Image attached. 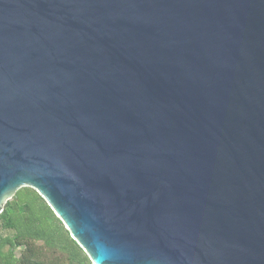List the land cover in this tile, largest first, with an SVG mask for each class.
I'll return each mask as SVG.
<instances>
[{"label":"water","instance_id":"1","mask_svg":"<svg viewBox=\"0 0 264 264\" xmlns=\"http://www.w3.org/2000/svg\"><path fill=\"white\" fill-rule=\"evenodd\" d=\"M22 187L93 264H264V0H0Z\"/></svg>","mask_w":264,"mask_h":264},{"label":"trees","instance_id":"2","mask_svg":"<svg viewBox=\"0 0 264 264\" xmlns=\"http://www.w3.org/2000/svg\"><path fill=\"white\" fill-rule=\"evenodd\" d=\"M0 264H93L39 192L22 187L0 213Z\"/></svg>","mask_w":264,"mask_h":264}]
</instances>
